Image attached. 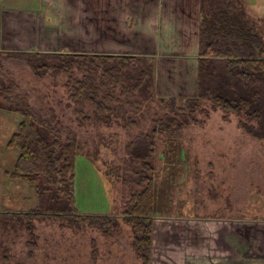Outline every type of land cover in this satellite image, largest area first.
<instances>
[{
  "label": "rangeland",
  "instance_id": "obj_1",
  "mask_svg": "<svg viewBox=\"0 0 264 264\" xmlns=\"http://www.w3.org/2000/svg\"><path fill=\"white\" fill-rule=\"evenodd\" d=\"M247 3L262 5L251 9L264 12V0H242L244 9ZM15 8L32 9V5L26 0H0V17L2 11ZM249 21L258 26L264 40V17ZM59 42L70 45L76 40ZM83 49L89 51L87 46ZM44 54L82 56L86 67L74 65L69 73H60L61 63L53 58L50 65L45 63L51 68H40L36 73L32 65L38 64V59L33 56ZM93 56L112 55L70 53L67 49L0 52V76L15 88L12 98L3 97L0 102L12 101L17 107L23 97L30 111L53 134L76 140L79 152L73 194L77 212L73 216H103L116 224L104 230L92 224L76 227L63 216L28 217L40 208L38 198L27 183L10 178L19 154L7 147L21 117L0 109V264H143L132 248V229L123 222L132 197L145 188L140 180L142 163L131 158L129 145L142 134H150L155 120L171 116L164 102L175 98L176 105L182 107L186 99L196 96L197 55L118 56L147 60L155 66L156 60L160 61L161 69L158 73L155 69L149 88L129 97L122 94L126 84L120 78L116 88H108L103 76L106 65L96 62L90 66ZM182 59L192 69L175 68L176 74L167 70L172 61ZM182 72L190 76L191 88L175 87L178 79L174 76ZM86 76H93L98 101L106 107L104 112L77 104L72 91L67 90L68 80L80 81ZM240 122L255 125L242 113H225L210 101L201 100L182 130H157L151 165L164 203L162 214L155 216L154 222H174L184 228L188 222L207 217H247L259 197L264 206V139L247 134Z\"/></svg>",
  "mask_w": 264,
  "mask_h": 264
},
{
  "label": "trees",
  "instance_id": "obj_2",
  "mask_svg": "<svg viewBox=\"0 0 264 264\" xmlns=\"http://www.w3.org/2000/svg\"><path fill=\"white\" fill-rule=\"evenodd\" d=\"M250 23L242 0H200L196 96L186 99L182 107L176 105L175 98L164 102L171 116L155 120V128L150 134H142L129 145L131 158L142 163L140 180L145 183V188L132 197L123 222L132 229V248L143 264H149L153 218L162 214L164 203L156 189L151 165L157 130L179 132L192 120L200 101L208 100L225 113H242L255 125L240 122V128L256 139H264V40ZM33 57L38 59V64L32 65L36 73L40 68L43 71L51 68L45 63L53 58L61 63L57 70L60 73H69L72 66L82 67L86 61L82 56L44 54ZM96 62L106 65L103 76L108 88H116L120 78L126 84L122 94L127 97L130 93H144L153 82L155 67L147 60L93 56L89 65ZM121 69L126 70L124 74L120 73ZM7 81L0 76V98H12L15 92L14 85ZM66 88L72 91V99L77 104L90 105L99 113L105 111V105L98 101L93 76L80 81L68 80ZM19 99L17 107L12 101L0 102V109L21 117L7 147L19 154L10 178L27 183L38 198L40 208L28 217L43 219L52 216L57 219V216H63L76 227L92 224L104 230L116 224L115 220L103 216H73L77 212L73 181L79 145L72 136L62 139L53 134L47 124L30 111L25 99ZM159 126L163 128L158 129Z\"/></svg>",
  "mask_w": 264,
  "mask_h": 264
},
{
  "label": "crops",
  "instance_id": "obj_3",
  "mask_svg": "<svg viewBox=\"0 0 264 264\" xmlns=\"http://www.w3.org/2000/svg\"><path fill=\"white\" fill-rule=\"evenodd\" d=\"M29 2L32 9L2 11L0 52L67 49L70 53L148 58L198 55L200 0H26ZM245 6L249 20L264 17L263 11L251 9L262 5ZM60 40L76 42L66 45ZM184 60L172 61L167 70L192 69ZM159 64L157 60L153 64L157 73ZM179 74L174 76L178 79L175 87L191 88L190 76ZM255 200L247 217H207L188 222L184 228L174 222L153 221L149 264H264V206L261 197Z\"/></svg>",
  "mask_w": 264,
  "mask_h": 264
}]
</instances>
